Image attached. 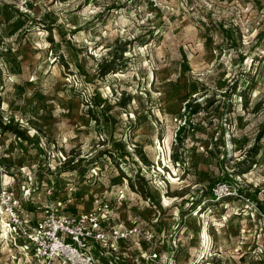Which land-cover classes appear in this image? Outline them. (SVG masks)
<instances>
[{
    "label": "rangeland",
    "instance_id": "374dc122",
    "mask_svg": "<svg viewBox=\"0 0 264 264\" xmlns=\"http://www.w3.org/2000/svg\"><path fill=\"white\" fill-rule=\"evenodd\" d=\"M0 117V264L101 202L98 264H264V0H0Z\"/></svg>",
    "mask_w": 264,
    "mask_h": 264
},
{
    "label": "built area",
    "instance_id": "2783aa9c",
    "mask_svg": "<svg viewBox=\"0 0 264 264\" xmlns=\"http://www.w3.org/2000/svg\"><path fill=\"white\" fill-rule=\"evenodd\" d=\"M97 206L96 211L76 216L50 212L36 222L29 234L35 258L42 264H98L90 252L91 242L107 245L138 233L136 228L103 231L102 223L108 219L111 209L104 202Z\"/></svg>",
    "mask_w": 264,
    "mask_h": 264
},
{
    "label": "trees",
    "instance_id": "16d2710c",
    "mask_svg": "<svg viewBox=\"0 0 264 264\" xmlns=\"http://www.w3.org/2000/svg\"><path fill=\"white\" fill-rule=\"evenodd\" d=\"M5 125L3 124V121H2V119H1V117H0V129L1 130H5ZM18 133V132H17Z\"/></svg>",
    "mask_w": 264,
    "mask_h": 264
}]
</instances>
